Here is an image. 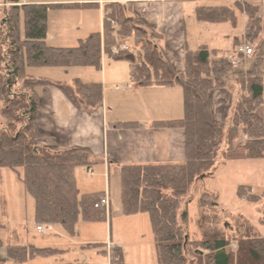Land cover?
I'll list each match as a JSON object with an SVG mask.
<instances>
[{"label":"trees","instance_id":"trees-1","mask_svg":"<svg viewBox=\"0 0 264 264\" xmlns=\"http://www.w3.org/2000/svg\"><path fill=\"white\" fill-rule=\"evenodd\" d=\"M108 1L104 9L103 32L92 34L75 48H56L47 43L48 12L50 8L64 6H18L20 0H7L14 6L0 8V113L6 121L0 131V170L9 169L15 173L32 196L37 224L61 225L67 233L74 235L80 218L85 223H105L107 210L95 207L104 194L81 197L74 175L77 168L92 169V151L84 147L66 151L39 147L38 141L43 134L37 126L39 89L55 86L76 108L94 111L103 106V87L83 84L80 80H75L73 85L56 83L33 77L29 71L76 67L100 70L103 55L117 61L125 60L130 66V81L139 87H181L184 117L155 122L152 126L185 132L186 161L176 165L120 166L124 214L149 216L159 264H264V236L253 226H248L244 232V228L236 227L230 240L215 224L221 209L216 194L206 193L199 199L200 240L190 236L188 212L181 215L183 199L199 180L214 175L217 153L223 145L226 147L222 151L223 157L233 150L240 129L248 139L244 146L247 158L264 159V118L258 114L264 105L263 46L254 49L251 57L254 56L255 61L250 69L236 74L239 96L230 120L232 126L226 127L213 116L210 94L235 87L230 61L203 46L196 51L186 50L185 71L179 73L167 53L158 46L163 36L141 18L132 16L129 5L122 4L121 0ZM236 9L244 10L239 2ZM196 17L204 23H237L235 10L226 6L198 8ZM249 17L254 22L252 42H256L264 25L257 18V8L250 9ZM121 43L128 46L132 43L136 51L130 48V51L113 55V49ZM116 127L135 129L138 124L119 123ZM98 162L102 163L101 160ZM237 197L247 203L261 200L250 187H239ZM232 242L237 244L236 251L230 248ZM85 247L102 250L107 245ZM1 248H4L5 256L0 257V264H30L39 257L53 258L65 253L56 248L4 245L0 237ZM115 256L116 264H125L121 249Z\"/></svg>","mask_w":264,"mask_h":264},{"label":"rangeland","instance_id":"rangeland-1","mask_svg":"<svg viewBox=\"0 0 264 264\" xmlns=\"http://www.w3.org/2000/svg\"><path fill=\"white\" fill-rule=\"evenodd\" d=\"M24 1V3L64 6L63 8H50L48 12V38L53 36L55 39L50 45L58 47H75L79 45L80 41L86 40L91 35L89 32L91 29H94L92 31H96L99 27L95 15H91L90 13H85L84 15L81 12L85 9L71 7L75 2L66 3L67 1L74 0ZM35 1H46V3ZM240 1L241 4H243L244 10H237L236 25L226 23L228 24L225 25L226 27L222 26L219 28H228L230 31L235 28L244 30L246 24L250 22L249 11L251 8H257V18H260L264 25V0ZM5 4H7V0H0V8H6ZM198 4L202 7L226 6L234 8V3L230 0H202ZM10 5L14 6V4ZM20 5L23 4L20 3L18 6ZM66 6L68 8H66ZM0 12H2V9H0ZM80 14L83 15L85 24H83ZM251 22L253 25L254 22ZM208 36L209 35H205L204 38L207 39ZM253 38L254 32L251 29L248 33L247 44L255 50L260 45L264 48V29L256 42H252ZM219 40L220 41L215 42L211 46L219 51H224V54L228 53V58L238 59L239 66L237 68L239 71H244L246 68L247 70L250 69L255 61L254 56L237 58L233 48V42H227L223 37ZM245 42L246 41H244V43ZM191 43L195 45L197 42L192 40ZM129 46L133 52L136 51L132 43H129ZM103 66L107 68L108 72H112V77L116 80V82L108 81V96L112 98L116 86H123L125 83H131L129 63L125 60L117 61L107 56L102 60V67ZM233 67L232 64L230 73H233L231 79L235 87L223 91L228 94V101L233 100V102H230L233 104L231 118L239 90L236 86V74L238 72L235 73L234 71H236V69ZM34 70L33 73L35 74L38 72L39 74L45 75L44 77H51L49 73L51 72L50 69ZM65 71H63V79H65L63 83L68 85H73L76 79H79L83 84L87 85L100 84L103 74L102 69L99 70L91 67H76L69 69L67 73H64ZM123 79L127 80V82H122ZM215 91L218 92L222 90ZM117 94L121 96L125 93L119 92ZM226 94L222 95L224 99ZM258 114L264 118V105L259 109ZM5 124L6 121L0 113V131L5 127ZM222 124L224 126L226 125L225 123ZM230 126H232L231 121L226 127ZM247 141L248 139L244 135L243 130L240 129L239 135L234 141L233 150L231 151V153L234 152V159L228 161L226 156H222V151L226 149L223 145L221 150L217 153L218 163L214 175L199 180L190 194L183 199L181 215L184 211H187L189 214L188 229L193 240H200L202 238V230L200 229L201 210L198 202L201 196L206 193H214L218 196L221 209L218 211L215 224L225 232L226 236H229L230 240L233 237L232 232L236 227L244 228V232L246 228L253 226L257 232L264 235V159L247 158L244 147ZM101 173L100 170H94L93 176H91V172L86 168H77L75 170L76 185L81 197L86 193H99L98 191H101L100 189L105 188L108 180L106 176L103 177ZM110 183L112 187L113 206L111 212L109 210L107 213V221L105 223H85L80 218L75 228V234L70 235L61 225L35 223L34 199L26 192L23 184L19 181L15 173L9 169L0 170V225H3L2 228L0 227V237L4 245L30 244L39 248L53 247L69 250L64 256L53 258L39 257L31 261L30 264H67L74 262L104 264L107 263L108 259L101 253L99 247L83 248L82 245L109 243L121 248L125 264H159L157 245L149 216L147 214L133 216L125 215L122 208L121 177L112 175ZM239 187L252 188L254 195L260 197L261 200L257 203H247L245 200L239 199L237 197V189ZM40 225H52L53 231L47 233L38 232L36 228ZM230 248L236 251L237 244L232 242ZM199 251L203 253L202 250ZM4 256L5 250L1 248L0 257L4 258ZM113 257H115L116 261L115 253Z\"/></svg>","mask_w":264,"mask_h":264},{"label":"crops","instance_id":"crops-1","mask_svg":"<svg viewBox=\"0 0 264 264\" xmlns=\"http://www.w3.org/2000/svg\"><path fill=\"white\" fill-rule=\"evenodd\" d=\"M201 1L121 0V3L130 6V14L132 16L141 18L163 36V40L160 41L158 46L167 53L177 72L183 73L185 71L184 58L186 50L196 51L204 46L212 51H217L219 57L227 58L228 53L224 54V51L214 49L211 45L220 41L219 39L223 37L227 42H233L235 50L236 46L248 40V33L252 29L251 19L244 30L235 28L231 31L228 28H219L228 25L226 23L212 24L198 21L196 11L198 8H203L198 4ZM230 1L234 3V8H229L234 9L238 15L236 3L239 2L241 4V1ZM20 2L23 5L37 4L24 3V0H20ZM35 2L46 3V1ZM66 3L91 6L82 8L85 10L81 9L82 14L90 13L96 16V22L98 20V29L96 31L91 29L89 32L91 35L103 32L104 9L106 4L109 3L108 0H74ZM82 14H80L82 22L85 24ZM205 35H209L207 39L204 38ZM192 40L197 43L194 45L191 43ZM54 41V37L50 36L47 43L49 46L56 48H75L78 46L58 47L50 45ZM104 57L107 56L103 55V59ZM237 67H233L236 69L234 72H241ZM102 70L103 74L100 84L103 86V106L101 108L94 111H88L85 108L78 109L72 105L58 88L47 86L38 90L37 126L43 134V137L38 141L39 147L54 148L57 151L84 147L92 151L91 162L93 166L89 171L91 176H93L94 170H100L102 172L101 175L103 177L106 176L108 180L105 188L98 191L109 196L110 207L107 210L108 213L109 210L111 212L113 206L110 179L112 175L120 176V166L183 164L186 161V136L181 129H164L152 126L155 122L180 120L184 117L183 91L181 87L174 85L142 88L131 82L130 84L125 83L123 86H116L114 88V96L111 98L108 96V81L116 82V80L112 77V72H108L106 67L103 66ZM33 71L35 70H30L29 74L34 77L48 79L56 83L65 81L63 79V71L65 70L63 69H50L51 72H48L51 77H44L45 75L38 72L36 75ZM67 71L64 73H67ZM244 71H247V68ZM122 82H127V80L123 79ZM117 87L119 90H116ZM119 92L125 94L119 96L117 94ZM224 94L226 92H212L210 94V102L213 107L214 118L228 126L233 108V104L230 102H233V100L228 101V94L224 96V99L222 97ZM128 122L137 123L138 127L135 129L116 127V124ZM234 157V152L226 154L228 161L233 160ZM100 160L102 163L98 162ZM4 202L6 203V200ZM87 245L91 244L82 245V247L84 248ZM106 245V249L100 250L103 254L104 251L107 252L104 255L108 261L104 264H116L113 254L121 248L112 244V249L108 250V244ZM59 250L65 253L69 251L68 249ZM65 253L60 256L66 255Z\"/></svg>","mask_w":264,"mask_h":264},{"label":"built area","instance_id":"built-area-1","mask_svg":"<svg viewBox=\"0 0 264 264\" xmlns=\"http://www.w3.org/2000/svg\"><path fill=\"white\" fill-rule=\"evenodd\" d=\"M8 6H11V5L8 3L5 4V7H8ZM247 41L248 40H246L245 43H242V44L236 46L235 52H236L237 58H248V57L252 56L254 49H253V47H251L250 45L247 44L248 43ZM125 51H130V47L127 44L121 43L113 49L112 54L113 55H119ZM228 60L230 61L231 64H233L234 67L239 66L238 59L235 60L234 58L233 59L230 58ZM116 90H119V88L117 87ZM95 207L96 208H104V209L108 210L110 207L109 196L107 194L102 196L100 201L96 204ZM36 229L38 232H41V233H47V232L53 231L52 225H40ZM111 249H112V244H108V250H111Z\"/></svg>","mask_w":264,"mask_h":264},{"label":"water","instance_id":"water-1","mask_svg":"<svg viewBox=\"0 0 264 264\" xmlns=\"http://www.w3.org/2000/svg\"><path fill=\"white\" fill-rule=\"evenodd\" d=\"M198 253H200V252H198Z\"/></svg>","mask_w":264,"mask_h":264}]
</instances>
